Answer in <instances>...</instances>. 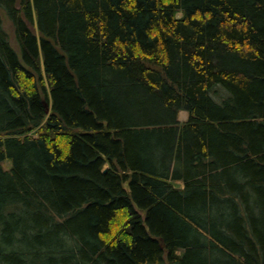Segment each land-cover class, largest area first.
<instances>
[{"label":"trees","instance_id":"trees-1","mask_svg":"<svg viewBox=\"0 0 264 264\" xmlns=\"http://www.w3.org/2000/svg\"><path fill=\"white\" fill-rule=\"evenodd\" d=\"M0 264H264V0H0Z\"/></svg>","mask_w":264,"mask_h":264},{"label":"rangeland","instance_id":"rangeland-1","mask_svg":"<svg viewBox=\"0 0 264 264\" xmlns=\"http://www.w3.org/2000/svg\"><path fill=\"white\" fill-rule=\"evenodd\" d=\"M2 12V11H1ZM2 18H3V26H4V28H5V30L8 32V34H9V37L11 38L10 40H11V42H12V44L17 48V46H16V43L14 42V35H13V27H12V25H11V22H10V20L4 15V13L2 12ZM179 119L180 120H184V119H186V117H187V113H186V115H181L180 113H179ZM4 167H9V162L8 161H5L4 162ZM176 184H180V183H176Z\"/></svg>","mask_w":264,"mask_h":264},{"label":"bare ground","instance_id":"bare-ground-1","mask_svg":"<svg viewBox=\"0 0 264 264\" xmlns=\"http://www.w3.org/2000/svg\"><path fill=\"white\" fill-rule=\"evenodd\" d=\"M181 115H186V111L185 110H181L180 112H179ZM179 114H178V118H179Z\"/></svg>","mask_w":264,"mask_h":264}]
</instances>
